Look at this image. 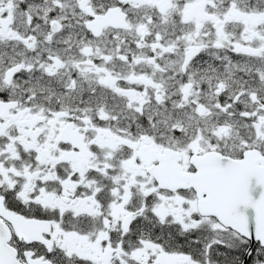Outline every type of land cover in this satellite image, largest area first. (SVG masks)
Instances as JSON below:
<instances>
[{"label":"snow or ice","instance_id":"6c2138e0","mask_svg":"<svg viewBox=\"0 0 264 264\" xmlns=\"http://www.w3.org/2000/svg\"><path fill=\"white\" fill-rule=\"evenodd\" d=\"M0 264H264V0H0Z\"/></svg>","mask_w":264,"mask_h":264}]
</instances>
